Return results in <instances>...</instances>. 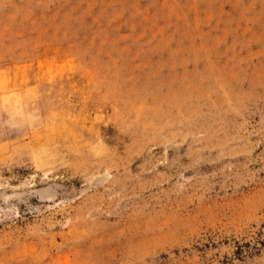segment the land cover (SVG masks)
Here are the masks:
<instances>
[{"label":"rangeland","instance_id":"obj_1","mask_svg":"<svg viewBox=\"0 0 264 264\" xmlns=\"http://www.w3.org/2000/svg\"><path fill=\"white\" fill-rule=\"evenodd\" d=\"M0 264H264V0H0Z\"/></svg>","mask_w":264,"mask_h":264}]
</instances>
